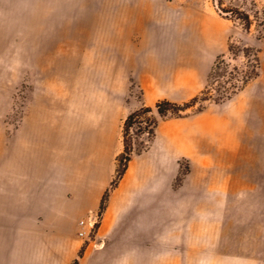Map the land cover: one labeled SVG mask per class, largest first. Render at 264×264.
I'll return each instance as SVG.
<instances>
[{
  "label": "rangeland",
  "instance_id": "374dc122",
  "mask_svg": "<svg viewBox=\"0 0 264 264\" xmlns=\"http://www.w3.org/2000/svg\"><path fill=\"white\" fill-rule=\"evenodd\" d=\"M0 264H264V0H0Z\"/></svg>",
  "mask_w": 264,
  "mask_h": 264
},
{
  "label": "trees",
  "instance_id": "16d2710c",
  "mask_svg": "<svg viewBox=\"0 0 264 264\" xmlns=\"http://www.w3.org/2000/svg\"><path fill=\"white\" fill-rule=\"evenodd\" d=\"M216 68H213V71H215ZM212 71V73H213ZM227 94V93H226ZM225 94L221 95V98H225ZM220 97V96H219ZM164 106H172L170 103H164L162 106L160 105V112H164L163 109H161L162 107ZM150 108L149 107H141L140 109L132 112L126 122H125V129H127V127L130 125V122H133V120L137 117H139L142 113L146 112V111H149ZM166 110V109H165ZM130 148L127 144V141H125V149H126V153L125 155H122V158H121V162L123 160H125L126 163H124V166L126 167L127 166V162L130 160V152L127 151V149Z\"/></svg>",
  "mask_w": 264,
  "mask_h": 264
},
{
  "label": "built area",
  "instance_id": "2783aa9c",
  "mask_svg": "<svg viewBox=\"0 0 264 264\" xmlns=\"http://www.w3.org/2000/svg\"><path fill=\"white\" fill-rule=\"evenodd\" d=\"M80 225H81V226H84V225H85V220H81V221H80ZM84 234H85V231H83V230L80 231V235H81V236H83Z\"/></svg>",
  "mask_w": 264,
  "mask_h": 264
}]
</instances>
